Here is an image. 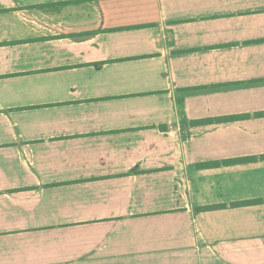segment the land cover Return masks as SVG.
I'll return each instance as SVG.
<instances>
[{"label": "crops", "instance_id": "1", "mask_svg": "<svg viewBox=\"0 0 264 264\" xmlns=\"http://www.w3.org/2000/svg\"><path fill=\"white\" fill-rule=\"evenodd\" d=\"M262 156L264 0H0V264H264Z\"/></svg>", "mask_w": 264, "mask_h": 264}, {"label": "trees", "instance_id": "2", "mask_svg": "<svg viewBox=\"0 0 264 264\" xmlns=\"http://www.w3.org/2000/svg\"><path fill=\"white\" fill-rule=\"evenodd\" d=\"M262 159H264V156L261 157ZM253 160H256V158H251V159H244V160H235V161H228V162H225V163H234V162H247V161H253ZM220 163H211V164H202L200 165V167H204V168H208V167H213L215 165H219ZM200 210V209H198Z\"/></svg>", "mask_w": 264, "mask_h": 264}]
</instances>
